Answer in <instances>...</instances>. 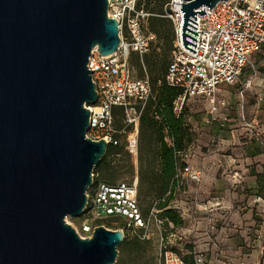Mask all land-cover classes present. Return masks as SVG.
<instances>
[{"label":"water","instance_id":"95a60500","mask_svg":"<svg viewBox=\"0 0 264 264\" xmlns=\"http://www.w3.org/2000/svg\"><path fill=\"white\" fill-rule=\"evenodd\" d=\"M220 0H182L180 40L194 52L195 13ZM108 0H0V264H113L120 228L79 217L108 143L86 137L97 99L87 59L119 43ZM259 264H264L263 256Z\"/></svg>","mask_w":264,"mask_h":264},{"label":"built area","instance_id":"2783aa9c","mask_svg":"<svg viewBox=\"0 0 264 264\" xmlns=\"http://www.w3.org/2000/svg\"><path fill=\"white\" fill-rule=\"evenodd\" d=\"M181 2L169 0L164 13L173 23L174 29L173 47L164 74L167 85L179 88V93L172 101L173 113L181 114L191 97H199L205 101L211 119L218 118L223 124L232 108L245 134L250 139L258 140L264 149V131L259 118L264 91L248 107L245 93L251 80H240L250 54L260 50L264 44V0H220L211 8L204 7L205 13L196 12L194 21L197 26L194 31H198L194 52L183 47L180 40ZM106 14L117 21L119 43L113 52L105 55L100 54L97 46H94L88 56L86 65L91 70L97 99L93 104H86L90 114L85 136L116 144L118 140L115 134L118 130L114 125L113 108L120 107L124 126L129 127L132 133L129 150L136 155L135 137L139 130L140 115L146 101L153 98L154 94L147 73L142 76L134 74L129 55L130 52H136L141 56L147 52L154 33L144 28V22L152 13L143 7V0H108ZM224 84L236 85V101L233 104L227 99ZM219 110L225 111L222 116L216 114ZM164 139L171 143L168 136ZM191 150L190 144L185 149L175 151L176 169L172 177L174 191L187 192L188 186L197 187L201 181L203 169L186 161ZM137 184L136 171L128 182L94 181L92 177L77 226L73 225L76 232L81 238L91 237L97 225L115 229L103 224L104 219L123 217L125 221L118 228L140 230L141 238L151 234L157 236L158 264H186L183 255L168 244L165 223L158 217L155 206L149 209L146 216L142 214L136 197ZM255 200L264 207L262 198L256 197ZM198 205L204 212L210 213L221 206V201L206 200ZM174 206L182 217L191 215V210L182 208L177 201ZM206 223L209 231L215 229L212 213L207 215ZM168 225L173 227L171 222ZM260 225L264 228V217H261ZM170 235L175 234L170 232ZM257 236L260 237L259 232ZM192 253L193 264H209L201 252ZM247 264H259V261Z\"/></svg>","mask_w":264,"mask_h":264},{"label":"rangeland","instance_id":"374dc122","mask_svg":"<svg viewBox=\"0 0 264 264\" xmlns=\"http://www.w3.org/2000/svg\"><path fill=\"white\" fill-rule=\"evenodd\" d=\"M168 1L169 0H151L150 7L151 9H153V11L163 12L162 16H164ZM144 28L148 30V20L144 22ZM159 45L160 41L158 39V36L154 33V38L150 42L147 52L159 51ZM132 62L137 63V59H133ZM139 63L142 66L144 73L148 74V71H145V67L141 58L139 59ZM250 64L251 62L249 60L242 70V73L240 75L241 79L250 72ZM134 74H140L136 65L134 66ZM192 98L196 99L199 97H191L187 101V103L190 102ZM200 109L202 110L201 105H194L192 107V105L189 104L188 106H186L185 117L188 123L191 112H198L200 111ZM189 126L192 133V141L190 144H197L198 146H200V149L204 151V144L199 141L200 139L198 140V142L196 140L197 138L202 139V136L199 133L202 132V130L195 129L194 125L190 123ZM115 127L118 130L115 134L118 140L117 144H125L126 147L124 150L131 153L129 150V146L132 140V133L129 127H125L119 117L115 118ZM138 136L139 130L137 136L135 137L136 155L132 154V169L127 167L128 163L125 160H117L116 162L119 165L123 166L120 172L112 175L113 181L128 182L132 180L135 174V170L139 169L140 161L138 159ZM124 150L121 151V154H118L116 158L120 157L119 155L124 157ZM192 154L194 153H191V155ZM197 156H199V154H194L191 157L189 155L191 159L196 158ZM197 165L200 166L203 171L206 170V179L209 174L208 169L206 168L207 166L205 167L202 163L201 165ZM217 173L220 174V171ZM218 174L217 176H219ZM205 181L207 182L208 179H206ZM204 184L206 183L204 182ZM229 186L231 187L232 185L229 184ZM230 189L234 191L235 188H233L232 186ZM238 189L239 188H236L235 191H238ZM217 190L222 194H213L212 192H208V190H206L204 192L203 198H198V201L202 202L206 201L207 198L214 197V195H221L218 199L221 200V208L217 211L214 210V213L210 212L212 213V217L214 218L215 229L209 231L207 228L206 217L210 213L201 212L200 210H198L193 214L192 218L187 216L183 217V223L179 226L170 227L169 225L164 224L165 235H167L168 244L182 255L189 253V250L193 252H201L202 254H204V256H206L209 264H247L259 261L264 252V228H261L260 225V214L262 212L255 208L256 213H253L252 217L245 215L248 206L244 202L245 200L243 197H241L240 195L239 197L232 196V193H229V191L225 193L224 187L223 189L218 188ZM201 191L202 188L200 183L197 185V187L196 185H190L187 188V192H183L182 190H180L175 194V201L178 202L179 199H182L189 202V200H191L194 195L199 196L201 194ZM239 192H242V190H240ZM175 201L173 203H175ZM190 204L194 206L197 205V203L195 202ZM188 205L181 203L180 206H182V208H187ZM141 206L143 207V205ZM222 210H224V212L226 211L225 214H222L225 215V217L223 218L216 215V212ZM65 220L72 226H77L78 216H66ZM124 221L125 219L123 217L113 216L104 219L102 223L110 226L111 228H114L115 226H122ZM118 227H116L115 229H117ZM123 230L124 233H128L130 237V244L124 247H120L116 256L118 257L117 264H158V238L155 234H151L143 239L140 238V241L136 242V235L140 233L137 229ZM170 232H174L175 235H170ZM258 232L261 235L260 237L257 236Z\"/></svg>","mask_w":264,"mask_h":264},{"label":"trees","instance_id":"16d2710c","mask_svg":"<svg viewBox=\"0 0 264 264\" xmlns=\"http://www.w3.org/2000/svg\"><path fill=\"white\" fill-rule=\"evenodd\" d=\"M151 0H143V7L152 14L147 17L148 31L155 33L160 41L159 51L145 52L140 56L136 52H130L129 60L133 67L137 66L139 75L144 74V70L139 63L141 58L145 71H148V77L153 98L146 101L139 123V142L138 159L140 161L139 169L135 170L138 176L137 201L143 215H147L152 206L158 210L157 215L168 225L171 222L173 226H179L183 223L177 207L174 206L175 194L178 191L172 187V177L176 169V150L185 149L192 141V133L189 123L185 117V109L181 114L175 115L172 111V101L179 93V88L167 85L164 82V74L170 60L173 47L174 29L169 18L162 16L163 12L153 11L150 7ZM137 59V63H133ZM120 118L123 123V115L120 107L113 108V118ZM168 136L171 143H168L164 137ZM125 144L109 143L104 156H102L94 166L93 180H103L115 182L112 175L117 174L123 165H119L117 160H125L127 167L132 169V153L125 151ZM124 150V157L116 158ZM116 162V163H115ZM183 164V162H181ZM173 200V201H172ZM143 205V207L141 206ZM142 207V208H141ZM107 226V225H106ZM110 227V226H108ZM118 226H115L116 228ZM113 228V227H112ZM140 233L141 231L138 230ZM140 233L135 238L140 241ZM143 239V238H142ZM130 244L128 233H124V238L118 245L124 247ZM193 251L184 254L186 264H193ZM115 264L118 263L116 257Z\"/></svg>","mask_w":264,"mask_h":264},{"label":"crops","instance_id":"0c3cea01","mask_svg":"<svg viewBox=\"0 0 264 264\" xmlns=\"http://www.w3.org/2000/svg\"><path fill=\"white\" fill-rule=\"evenodd\" d=\"M249 60L251 62L250 72L242 79L240 78L242 82L245 79L251 80V85L245 93L248 107L253 104L255 97L264 91V44L260 50L250 54ZM223 88L229 103L233 104L236 101V85L224 84ZM189 104L192 107L194 105L202 106V110L191 112L189 123L194 125L195 129L202 130V132H199L202 139L197 138L196 140L198 142L200 139L199 141L204 144L205 149L202 151L200 146L192 144V150L189 153L190 157L194 154H199V156L191 159L188 155L186 161L196 167H200L197 164L201 165L202 163L205 167L207 166L206 168L209 174L206 177L208 179L206 182V170H204L200 181L202 191L199 196L194 195V199L192 198L189 202L179 199L177 203L180 205L181 203L189 204L187 208L191 210L189 217L192 218L193 214L198 210L201 212L204 211L199 205L194 206L190 203H198V198H203L206 190L213 194H222L217 189H223L224 187L225 193L229 191V193H232V196L239 197L240 195L244 198V202L248 206L245 215L252 217L253 213H256L255 208H257V210L262 212L260 216L264 217V207L260 202L255 200L256 197L264 200V149L261 143L256 139H250L245 134L244 129L240 125L239 118L235 115L232 108L228 113L226 112L228 119L221 124V120L218 118L211 119V113L207 110L206 103L203 99L192 98L187 103V106ZM224 112L223 110H219L216 114L222 116ZM259 118L262 130L264 131V103H261ZM191 153L194 154L191 155ZM219 171L220 174L217 173ZM229 184L235 189L239 188L238 191H235V189L232 191L230 189L232 186L230 187ZM240 190L242 192H239ZM220 196L214 195V197H206V200L219 199ZM220 208L221 206L215 209V211ZM225 212L222 210L216 212V215L223 218L225 215L222 214H225Z\"/></svg>","mask_w":264,"mask_h":264}]
</instances>
